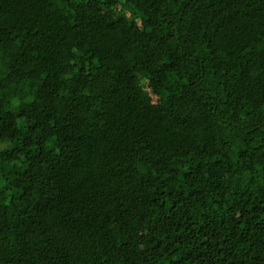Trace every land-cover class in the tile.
<instances>
[{
  "label": "trees",
  "instance_id": "obj_1",
  "mask_svg": "<svg viewBox=\"0 0 264 264\" xmlns=\"http://www.w3.org/2000/svg\"><path fill=\"white\" fill-rule=\"evenodd\" d=\"M0 264H264V0H0Z\"/></svg>",
  "mask_w": 264,
  "mask_h": 264
},
{
  "label": "rangeland",
  "instance_id": "obj_2",
  "mask_svg": "<svg viewBox=\"0 0 264 264\" xmlns=\"http://www.w3.org/2000/svg\"><path fill=\"white\" fill-rule=\"evenodd\" d=\"M6 144H4V146H5Z\"/></svg>",
  "mask_w": 264,
  "mask_h": 264
}]
</instances>
